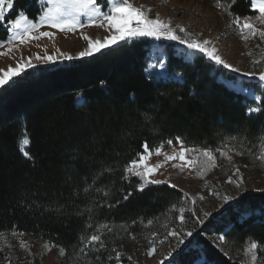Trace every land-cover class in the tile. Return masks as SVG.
Wrapping results in <instances>:
<instances>
[{"label":"trees","instance_id":"1","mask_svg":"<svg viewBox=\"0 0 264 264\" xmlns=\"http://www.w3.org/2000/svg\"><path fill=\"white\" fill-rule=\"evenodd\" d=\"M202 1L225 8L232 18L255 13L250 0H219L220 6L217 0ZM21 11L38 18V0H14L0 24V42L8 37L6 25ZM148 45L146 39L121 42L63 64L35 66L0 88V233L15 231L64 247L58 264H82L97 255L104 264L114 255V246L141 239L177 216L180 190L162 183L139 191V178L122 179L123 168L145 142L152 150L170 139L176 143L179 136L193 148L236 154L258 150L264 102L261 111L248 114L252 101L217 81L223 70L214 69L202 55L187 62L169 50L167 71L181 81L154 80L145 72ZM23 133L30 141V158L19 148ZM106 167L113 171L103 172L93 184ZM97 188L110 190V195ZM128 191L132 195L124 200ZM262 196L246 195L218 223H204L193 238L200 248L179 255L175 264H193L199 253L200 264H242L249 239L264 246V216L254 214ZM246 207L251 214L241 218ZM101 223L112 229L103 231L106 248L85 255L79 237L91 235ZM210 229L225 235L222 244L200 235ZM256 254V264H264V247Z\"/></svg>","mask_w":264,"mask_h":264},{"label":"rangeland","instance_id":"2","mask_svg":"<svg viewBox=\"0 0 264 264\" xmlns=\"http://www.w3.org/2000/svg\"><path fill=\"white\" fill-rule=\"evenodd\" d=\"M98 2L101 3L102 10L107 12L110 6L118 2V0H98ZM129 2L134 7H143L150 18L154 19L159 15L161 20L170 23L171 27L177 29V34L182 38L187 35L199 41H210L209 47L218 49V54L228 64H231L235 69H239V72H237L217 64L203 53L188 49L186 45L176 40L137 36L119 41L117 44L121 42L131 43L141 39L149 41L147 65L145 68L147 76L157 81L172 80L180 82L181 80L178 75L167 71V52L173 50L177 57L187 62H192L195 55H202L212 62L214 69L223 70L224 73L217 76V81L222 82L231 90L239 92L250 99L252 103L248 105V108L261 107L264 100L254 98L264 97V88L260 86L258 76L248 77L244 74L249 72L258 74L264 70V38L255 35L249 36V39L245 41L242 39V35H247V30L241 33L240 28L233 23L235 18L230 17L226 13L225 8L210 6L202 0H129ZM149 9L150 11H148ZM252 10L255 13L247 17L248 21L256 29L264 31V23H260L257 19L259 11L253 7ZM81 19L85 26L78 28L75 32H60L45 25L39 31L54 32V38L43 37L24 44H20L18 40L14 41L15 47L13 51L7 55L0 56V69L6 71L10 65L15 67L17 62H21V56H23L24 61L32 57L33 67L53 63L63 64L65 61H70L66 58H60L54 62L44 63L34 59L37 53L40 56H44L45 53L59 56L63 52L71 55L73 59L84 58L78 55L79 52L88 46V42L83 39V35L103 40L104 37L110 36L112 33L107 28L88 25L86 17H82ZM245 19H240V22L243 23ZM1 23L3 24L4 20L0 21ZM8 27L9 24L6 25V28ZM179 28H184L185 32H179ZM9 35L10 33L8 32V37ZM7 48V43H3V46L0 47V52H6ZM100 52H95L94 54ZM161 62L164 65L163 67L160 66ZM28 69L30 68H26L25 71ZM248 108L247 113L252 114L248 112ZM24 135L25 133H23L20 140ZM183 146L185 148H193L185 144ZM27 147L28 145L23 146L24 151H26ZM19 148H21L20 143ZM179 149L180 144L178 142L173 143L172 146H168L165 143L162 152L171 155L174 151H179ZM222 150L227 152V156H230L231 160L229 161L226 157H221L219 152L214 151L216 155L215 167L205 171L203 176L199 175L204 169L202 163L196 166H185L183 171H181L180 168L173 167V165L184 164V161L176 159L165 163L163 155H150L146 161L147 164L156 165L157 163H163V166L152 172L149 179L164 181L163 184L166 183L171 187L174 185V188L182 192L177 216L174 219L169 217L164 220L160 227L156 228L149 235L141 237V239L138 238L127 244L121 243L114 246V255L109 257L104 264H161V262L163 264H175V260L179 255L192 249L198 250L200 248L193 242V238L197 230L202 228L204 223L209 220H214L215 223H218L217 221L221 219V216L227 215L228 207L231 206L236 210L237 208L234 207L235 203L246 195H263V203L254 214L264 216V161L258 159L261 152L264 151V145L260 143L258 150L254 153L236 154L234 150ZM196 156V152L187 153L186 159L191 160ZM203 159V157H200L201 161ZM237 167L239 168V174L235 172ZM229 177L232 178L233 183L228 182ZM241 178V186L237 187L235 181H240ZM225 196L232 197L233 199L226 202L224 200ZM181 208L184 209L183 213L180 212ZM249 208L246 207L247 211H242L239 216L241 218L249 216L251 214L248 211ZM205 213H210V215L205 216ZM181 215L184 216L183 222L180 219ZM198 221H203V223H199ZM173 231L178 235H171ZM188 232H192V235L188 236ZM200 235L218 245L223 243V241L218 239L221 235L213 229L205 233L201 232ZM181 240H183V243H180ZM22 241L28 245L27 248L20 246ZM45 243L47 242L33 240L25 234L13 235V232H4L3 238L0 239V264H58L60 258L59 248L52 246L49 250H46L44 248ZM152 248H155V251L149 256L148 252ZM90 250L87 249L86 251L89 252ZM115 252L122 254L119 260L115 259ZM86 258L88 257L86 256ZM242 258V264H251L250 255L246 256L244 254ZM202 260L203 258L199 253V257H197L193 264H200ZM82 264H95V260H83Z\"/></svg>","mask_w":264,"mask_h":264},{"label":"snow or ice","instance_id":"3","mask_svg":"<svg viewBox=\"0 0 264 264\" xmlns=\"http://www.w3.org/2000/svg\"><path fill=\"white\" fill-rule=\"evenodd\" d=\"M40 4V15L36 19H30L23 11H21L17 18L9 21V27L7 31L10 33L7 41L0 42V47L3 46V43H7L8 48L6 52H0V56L7 55L13 51L15 47L14 41H19L20 44L27 43L31 40H39L43 37L54 38L55 33L51 31H39L42 26L47 25L50 28L57 29L60 32H75L78 28H83L85 26L82 21V17L87 18L88 25H96L101 28H107L111 31V35L104 37L103 40L100 38L93 39L87 35H83V39L88 42V46L81 52H79V57L91 56L95 52H100L102 49L110 47L111 45L117 44L119 41L126 40L131 37L137 36H148L154 37L156 39H170L179 41L181 44L186 45L188 49L199 51L203 53L212 61L217 64L223 65L226 68L232 69L233 71L239 72V69L233 68L231 64H228L219 54L218 49L214 47H209L208 45L211 43L208 40L199 41L197 39L188 37H181L177 34V29L170 26V23H166L165 21L159 18L157 15L156 18H150L147 12L143 9V7L137 8L134 7L129 0H118V2L113 3L110 6L109 11L105 12L102 10L101 3L98 0H38ZM251 6L254 9L259 11V16L257 17L260 23H264V0H250ZM218 6H220L219 0H217ZM14 7V0H0V21L5 19L6 13ZM150 11V9L148 10ZM99 22V23H97ZM234 24H236L241 33L247 30V35H242V39L247 41L249 36L259 35L261 38H264V31L258 30L254 27L252 23L248 21L246 18L243 23L240 22V18L235 17ZM179 32L184 33V28H179ZM38 33V34H36ZM251 54V53H249ZM66 58L73 59L71 55L61 52L59 56L48 55L45 53L44 56H40L38 53L35 55L34 59L36 61H42L44 63L54 62L57 59ZM33 58L29 57L26 61H24L23 56H21V62H17L15 67L11 65L5 71L0 69V88L9 85L14 79L24 73L26 68L33 67L32 63ZM160 66L163 67V63H160ZM245 76L248 77H257L259 80L260 86L264 88V70L257 73H245ZM255 99L264 100V97H254ZM261 107H249L248 112L255 113L261 111ZM146 119H150V117L145 114ZM228 139H236L235 137H229ZM261 144L264 145V137H261ZM175 140L180 144L179 151H174L171 155L168 153H163L162 148L164 144H160L155 147L153 151L149 150V145L145 142L142 146L143 151L136 153V158L132 159L130 163H128L123 168V177L124 180H130L131 177L139 178V183L136 185L137 190L143 191L149 184H161L164 181L149 179V176L152 172L156 171L160 167L163 166V163H157L156 165H149L146 163L147 159L150 155H163L164 162L170 160L179 159L184 161V164H174L173 167H178L183 171L185 166H196L197 164L202 163L204 165V169L199 173L200 176L205 174V171L211 170L212 167H215L216 155L214 151L209 148H185L184 141L179 137H175ZM20 150L23 152V155L29 157V153L24 151L23 146H26L30 143L27 135H24L20 140ZM168 146H172L173 140L166 141ZM196 152L197 156L191 160L186 159V154ZM216 152H219L221 157H226L229 161L231 160L230 156H227V152L222 149H216ZM200 157L204 159L201 161ZM30 158V157H29ZM261 161H264V151L261 152L258 157ZM113 169L111 167H106L103 171L97 176L93 178V184H95L96 180L99 179L100 175L103 172H112ZM236 174H239V168L235 169ZM229 183H233L231 177H229ZM237 187L241 186L242 178L240 181H235ZM93 185H89L88 188L85 189V192H88ZM172 187H175L174 185ZM97 192L104 191V195L107 197L110 195V190L105 191L103 188H97ZM132 195L131 191H128L123 195V199L127 200ZM203 199V197H201ZM233 199L232 197L225 196L224 200L227 202ZM120 201L117 200L116 204H119ZM109 207H113L115 205L109 204ZM175 207V205H173ZM89 211H91L89 209ZM180 212L183 213L184 209L181 208ZM210 215V213H205V216ZM181 222L184 221V216H180ZM199 223H203V221H198ZM135 223V221H133ZM149 224L152 221L148 222ZM87 227H91L88 225ZM123 227V226H122ZM111 232V228L107 223H101L96 226L91 235L82 234L79 237L80 242L84 245L80 249L82 253L87 255V249H91L94 253H99L101 249L106 248V245L103 242L102 236L103 231ZM13 235H23L22 233H17L13 231ZM171 235H178L175 231L171 233ZM188 236L192 235V232L187 233ZM3 238V233H0V239ZM135 239V237H131ZM220 241L225 240V235H221L218 237ZM183 243V240L180 241ZM22 248H27L28 245L25 242H21L20 245ZM53 245L50 243H45L44 248L49 250ZM264 246L258 245L255 240L249 239L246 242L245 247L243 249L244 254L246 256L251 257V264H256L258 259L256 251L258 248ZM115 251V250H113ZM155 248H152L148 255L151 256ZM66 249L64 247L59 248V255L65 256ZM121 253L115 252V259L119 260L121 257ZM171 255V253H169ZM95 264H100L99 256L97 255ZM163 264V262H161Z\"/></svg>","mask_w":264,"mask_h":264}]
</instances>
